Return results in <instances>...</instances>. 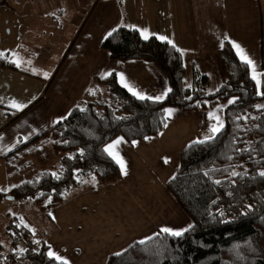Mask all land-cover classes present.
Listing matches in <instances>:
<instances>
[{"label":"trees","instance_id":"16d2710c","mask_svg":"<svg viewBox=\"0 0 264 264\" xmlns=\"http://www.w3.org/2000/svg\"><path fill=\"white\" fill-rule=\"evenodd\" d=\"M0 5L7 6L8 0H0ZM111 33L101 47L112 60L153 63L172 91L161 102L142 101L119 84L115 73L96 78L105 89L100 98L74 107L36 137H45L59 157L57 171L45 170L0 191V202L11 196L48 214L83 190L122 180L120 165L104 151L117 138L133 144L159 136L169 120L166 109L202 112L206 139L182 150L176 173L164 185L190 219L189 231L172 237L159 230L144 243H132L121 255L112 254L106 264H264V176L260 175L264 172V96L257 94L250 70L224 37L215 53L219 86L207 91V77L198 67L192 70L190 84L184 85L186 68L180 50L155 37L145 40L125 24ZM0 63L15 68L5 60ZM218 104H226L224 127L209 139L207 111ZM16 221L11 239L18 243L21 232L32 238L26 250L30 264H59L48 256L45 236L36 239L27 225L17 217Z\"/></svg>","mask_w":264,"mask_h":264},{"label":"crops","instance_id":"0c3cea01","mask_svg":"<svg viewBox=\"0 0 264 264\" xmlns=\"http://www.w3.org/2000/svg\"><path fill=\"white\" fill-rule=\"evenodd\" d=\"M14 2L10 4L8 0V5L4 7L6 11H3L8 12L7 19H10V23L17 19L13 21L14 32L8 35L14 36L9 41L10 46L17 47L16 38L24 39L26 31H30L34 37H42V33L49 34L50 36L45 39L47 41L45 48L40 46L38 49L39 46H33L31 52L37 53L41 60L49 64L47 77L52 81L47 80L45 91L44 83L37 81L38 88L27 104L29 108L20 114L17 113L14 119L16 122L13 124L8 126L6 123L1 126L3 128L0 129V133L4 132L5 135L0 139V157H3L7 163H12L17 156L22 158L24 150L29 147L28 145L25 149L23 148V139L30 142L39 133L44 134L73 108L76 99L81 98L85 93L88 80L92 75H96L98 79H104L111 73H115L120 85L119 76L123 75L136 90L150 96L160 95L170 88L164 74L153 63L112 60L108 52L102 49L103 40L119 25L125 24L135 29L147 30L149 38L166 37L167 40L162 42L170 40L175 48L181 51L184 64H187L184 54L187 56L191 76L193 68L200 67L197 60L201 56L195 60V55H201L203 50L206 51L208 47L213 46L214 39L219 33L221 38L226 37L231 45L239 44L254 61L256 69L264 72L263 51L258 53L259 49L263 48L264 0H218V4L215 0H141L140 2L120 0L117 11L110 8L100 13L99 0H96L93 1L80 31L70 36L67 41L61 39L62 54L54 49V47L58 48L59 20L63 19L68 24L72 20L75 24L78 23L80 13L85 12L83 8L85 3L89 1L83 0L81 3L80 0H74L75 6H78L76 9L78 14L75 13L74 16L66 18L64 8L67 7L68 12H72L71 0H28L25 2L33 7L29 21H26V13L23 10L13 6ZM44 5L50 10L43 11ZM16 6L19 7L20 4ZM216 10L222 19V26L218 33L214 25ZM89 22L90 25H88ZM37 24L40 26L36 27ZM62 30L63 27H61V33ZM217 49L218 47L215 53ZM6 57L8 56L4 53L0 56V60H5ZM0 69L18 70L16 66L10 68L1 63ZM199 70L203 74L202 68ZM19 73L29 77L27 72ZM172 110L167 126L159 136L145 141H136L133 144L121 138L116 139L122 140V143L118 145V152L126 167V174L122 173L121 183L132 176L146 175L149 180L152 179L154 183L162 186L164 191L159 192L165 193L164 185L176 173L182 150L196 142L195 139L198 137L206 136L201 128L204 118L202 112ZM42 139L45 140V137ZM16 150L18 151L11 154ZM21 165L23 163L20 167ZM14 172L16 171H12ZM6 189H3V192H6ZM78 195L66 204L52 208L46 216L45 223L30 221L31 225H28L29 229H34V232L30 230L36 238L45 236L46 243L50 247L49 251L67 260L68 264H106L112 254L121 253L132 242L146 241L143 240L145 237L148 236L149 239L163 227L182 230L191 226L188 216L167 193V196L179 208L178 213L171 216L164 209L161 220V207L154 208L152 212L157 209V216L160 217L157 219L158 222H148L150 225L148 231H140L135 238L129 235H134L131 228L135 227L129 226L130 233L118 231L119 226L126 229L128 225L137 224L135 218L130 219L124 214L119 215L117 209L111 208L105 211L108 218L103 219L98 211L101 208V197L98 192ZM3 209L0 217L4 219V214L9 213L10 209L8 207ZM141 209L143 211V206ZM112 210L114 213L111 212ZM17 213L18 211L14 212V214ZM3 219L0 220V225H3L5 229L7 224H4L5 219ZM106 225H110V229L106 230L105 239H100V245L95 231L101 226L104 233ZM0 234V238L4 237L3 232ZM52 241L60 248H57Z\"/></svg>","mask_w":264,"mask_h":264},{"label":"rangeland","instance_id":"374dc122","mask_svg":"<svg viewBox=\"0 0 264 264\" xmlns=\"http://www.w3.org/2000/svg\"><path fill=\"white\" fill-rule=\"evenodd\" d=\"M28 0H18V2H14V0H10V4H13V6L19 10H23L24 13H26V21L30 20V14L32 10V6L25 2ZM81 3H83V0H80ZM88 3H85L84 7L85 12L80 13V21L75 24L74 20L71 21L70 24L64 22L63 19H60L59 21V40H58V48H55L57 52H61V39L64 41H67L69 37L74 36V34L78 33L80 29L82 28L84 21L86 20L90 10L91 6L93 5V1L96 0H88ZM139 2L141 0H138ZM210 1V0H208ZM120 0H99V13L112 8L113 10L118 9V6H120ZM215 3L218 4V0H215ZM20 4L19 7L16 5ZM6 5H0V53H6L8 57H6L5 61L9 63H13L18 70H5L0 69V129H2L4 124H13L14 119L17 115V113L20 114V112H24L29 107H27L30 100L34 97V93L38 88L37 81H42L41 83H44L43 90H46V82L49 81L50 78H48V66L49 64L45 62V60H41L37 53H32L31 48L33 46H40L45 48V43L47 41V37H49V34L42 33V37H34L31 35L30 31H26L24 33V39H17L18 45L17 47L10 46V39L14 38V36H8L14 32L15 27L13 26L15 20H12L10 23V19H7L8 12L6 11L5 7ZM71 7L72 12H68L67 7H65V16L66 18H69L74 16L76 12L77 7L75 6L74 0H71ZM43 11H49L50 9L47 6H42ZM95 14V13H94ZM97 15V14H96ZM95 15L93 16V18ZM91 18V20H93ZM71 20V19H69ZM122 22V21H121ZM212 24V22H210ZM214 25H215V31L218 33L220 32L221 26H222V19L219 15V12L216 10L214 12ZM90 25V22L89 24ZM225 23L223 22V27ZM37 26H40V24H37ZM61 27H63L62 33H61ZM35 28V27H34ZM33 28V29H34ZM55 39H58V37H55ZM220 33L217 35V38L214 39V45L210 46L206 49V51L203 50V53L201 55H195V60L201 56L200 59L197 61L200 63V69L202 68V72L207 77L206 82V89L207 91H213L215 90L220 82V76L217 72L216 68V61H215V49L220 46L222 42ZM263 48L262 50L259 49L258 53L260 51H263L264 55V14H263V38H262ZM211 48V49H210ZM214 49V51H212ZM43 50V49H42ZM104 50V49H103ZM44 51V50H43ZM106 51V50H105ZM206 52V53H205ZM60 54V56H61ZM184 57L186 58V76L184 78V85H189L192 79L191 76V69L188 67L187 62V56L184 54ZM192 60V57H191ZM13 61H16L19 63V67L17 66V63H14ZM258 72H262L259 69ZM19 72H27L29 77H26ZM96 75H92L90 79L88 80V86L86 88L85 93L82 95V97L78 100L76 99V103L73 106L74 107H80L85 101H92L95 99L100 98L103 93H105V89L102 85H100L96 80ZM101 78V77H99ZM41 79V80H38ZM52 81V79L50 80ZM43 91V92H44ZM88 91V92H87ZM87 92V93H86ZM21 93V94H20ZM15 101L18 104L25 105L20 110H17L15 108H12L10 106L11 102ZM230 101V100H229ZM46 104V103H45ZM226 106V104H218L217 106H214L212 108H209L207 111V129L209 131L212 124L215 123V121L209 119V113H214L218 115L221 119V121L224 124V119L222 115V110ZM72 108V109H73ZM70 109L69 112L72 110ZM69 112L64 116L61 117V119H64ZM27 113V112H26ZM198 115V114H197ZM59 119V120H61ZM210 132V131H209ZM43 134L39 133L38 135ZM5 133H0V139L4 137ZM38 135H36L38 137ZM36 136L35 139L32 138V140L29 142H26L23 139V148L27 145L29 147L27 148L29 150L28 155H26L24 152L21 155V159L19 156L17 158H14L13 162H6V160L3 157H0V191H4L3 189H6L5 191H8L12 186L21 184L24 180L30 179L32 177L39 176L42 172L45 170H51L53 172H56L59 168V157L54 154V152L51 149V146L43 140L42 138H39L37 140ZM206 137L204 135L198 137L196 142H200L205 140ZM26 142V143H25ZM32 143V144H31ZM16 150L15 152H17ZM14 152V153H15ZM11 161V160H10ZM23 163V165L20 164ZM12 171H16L12 173ZM122 180L107 184L105 187L97 188L96 190H83L81 191V194L86 193H92L95 194L98 192V194L101 197V204L99 208V215L103 217V219H107V215L105 211L111 208L117 209L116 211L119 212V215H126V217H130V219L135 218L137 221V224L134 225H128L126 229L119 226L118 231L120 232H128L129 226L135 227L134 229L131 228V232H134L133 234H129L133 237H138L137 233L140 231L146 230L148 231V228H150L149 223L158 222L157 219L160 217L157 216V209L152 212L154 208H157L158 206L161 207V220H162V210H167V214H177L179 208L171 201V199L167 196V193L170 195V193L166 190L165 186L164 189L166 193L159 192L164 191L162 189V186L158 185L157 183H154L152 179L149 180V177L146 175H143L139 177V175L132 176L127 178L124 182L121 183ZM114 184V185H112ZM109 185V186H108ZM100 191V192H99ZM79 196V195H77ZM77 196H74L67 202L71 201L72 199L76 198ZM171 196V195H170ZM173 199V197L171 196ZM174 200V199H173ZM175 201V200H174ZM66 202V203H67ZM176 202V201H175ZM64 203V204H66ZM177 204V202H176ZM63 205V204H62ZM178 205V204H177ZM10 206V207H9ZM61 206V205H60ZM143 206V211H142ZM179 206V205H178ZM2 207V208H1ZM8 207L10 209L9 213H3L4 214V224H14L17 223L16 217L19 221H21L24 225H31L30 223H45V219L47 216V213L40 212L36 209L35 206H33L31 203L24 201L23 199H15V200H7L2 201L0 203V214L1 211L4 210L3 208ZM17 214H14V212H17ZM142 211V213H139ZM111 212L114 213L112 210ZM101 213V214H100ZM2 214V215H3ZM139 217V218H138ZM3 217H0V220H2ZM3 219V220H4ZM110 220H113V218H110ZM149 220V221H148ZM10 221V222H9ZM31 221V222H30ZM149 222V223H148ZM133 223V222H132ZM144 224V225H142ZM59 228V227H58ZM9 225H6V228L4 229L3 225H0V233L3 232L4 237H1L7 243L12 242L11 236L8 233ZM32 231L33 228H30ZM110 229V225L105 226V232L103 233V229L100 226V229H97L95 231V236L98 237V240L105 239V233L106 230ZM127 230V231H126ZM34 232V231H33ZM1 235V234H0ZM10 235V237H9ZM36 238V237H35ZM37 239V238H36ZM148 236L145 237L143 240H147ZM53 244L57 246V248H60L54 241H52ZM134 243V242H132ZM131 243V244H132ZM130 244V245H131ZM101 245V241H100ZM1 253L2 255L5 254L4 246L0 243Z\"/></svg>","mask_w":264,"mask_h":264},{"label":"snow or ice","instance_id":"6c2138e0","mask_svg":"<svg viewBox=\"0 0 264 264\" xmlns=\"http://www.w3.org/2000/svg\"><path fill=\"white\" fill-rule=\"evenodd\" d=\"M137 31H140L141 36L147 40L149 39V34L147 32V30H140V29H136ZM112 33L109 32L108 36H111ZM157 39L164 41L167 40L166 37L164 36H157ZM169 44H172V42L170 40L167 41ZM173 47H175L174 44H172ZM232 47L235 49L236 55L239 58V60L241 61V63H243L251 72V79L255 82L256 85V89H257V94L260 96H264V91H261V88L264 87V72H258L256 69V65L254 63V61L245 53L244 49L237 43H233ZM177 51H179V49H177ZM3 53H0V56H3ZM14 63H17V66L19 67V63L16 61H13ZM119 80L121 85L126 88L136 99L138 100H150L153 102H161L163 101V99H165L168 95V93H170L172 90L171 88H168L166 91H164L162 94L160 95H156V96H150V95H145L142 92L136 90V88L134 86H132L130 83H128L125 80V77L123 75L119 76ZM190 87V86H189ZM229 103H235V99L230 100ZM10 106L12 108H15L17 110L22 109L23 107H25V105H21L16 103L15 101L11 102ZM258 108L261 106H257ZM167 113V117H171L172 115V109H166L165 110ZM209 119L215 121L214 124L211 125L209 131L211 132L212 136L208 137L209 139H211L212 137H214L217 133H219L223 127L224 124L221 121L220 117L214 113H209ZM167 126V125H165ZM122 143V140L118 139L116 140L114 143L108 145L104 151L108 153L109 156H111L121 167V171L122 173L126 174V167H125V163L123 161V159L119 156V152H118V145ZM167 162V161H166ZM232 175H237L236 173H232ZM261 176H264V172L260 173ZM217 183H219L217 181ZM189 231V228H184L182 230H173L169 227H163L160 229L161 233H164L168 236H172V237H182L185 232ZM140 243H144V241H141ZM116 255H121L120 253H116ZM48 256L50 258L55 259L56 261L59 262V264H68V261L63 259L62 257L58 256L55 252L53 251H49L48 252Z\"/></svg>","mask_w":264,"mask_h":264},{"label":"built area","instance_id":"2783aa9c","mask_svg":"<svg viewBox=\"0 0 264 264\" xmlns=\"http://www.w3.org/2000/svg\"><path fill=\"white\" fill-rule=\"evenodd\" d=\"M7 225H9L8 233L11 235L14 224L10 223ZM31 242L32 238L26 235L25 232L20 233L18 243H14L13 240L7 243V241L0 238V243L4 246L6 251L5 254L2 255L0 248V264H30L26 257V250ZM34 251H38V248L34 247Z\"/></svg>","mask_w":264,"mask_h":264},{"label":"water","instance_id":"95a60500","mask_svg":"<svg viewBox=\"0 0 264 264\" xmlns=\"http://www.w3.org/2000/svg\"><path fill=\"white\" fill-rule=\"evenodd\" d=\"M6 198L7 200H14V197H11V196H7Z\"/></svg>","mask_w":264,"mask_h":264}]
</instances>
